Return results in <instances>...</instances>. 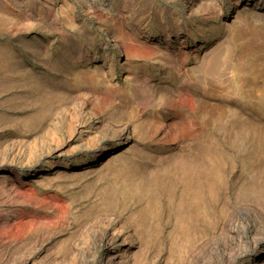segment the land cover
Instances as JSON below:
<instances>
[{
	"label": "rangeland",
	"instance_id": "obj_1",
	"mask_svg": "<svg viewBox=\"0 0 264 264\" xmlns=\"http://www.w3.org/2000/svg\"><path fill=\"white\" fill-rule=\"evenodd\" d=\"M0 264H264V0H0Z\"/></svg>",
	"mask_w": 264,
	"mask_h": 264
},
{
	"label": "bare ground",
	"instance_id": "obj_2",
	"mask_svg": "<svg viewBox=\"0 0 264 264\" xmlns=\"http://www.w3.org/2000/svg\"><path fill=\"white\" fill-rule=\"evenodd\" d=\"M102 152H100L99 153V155H97V157H100V154H101ZM105 153H102V155H104ZM244 214V213H243ZM246 216V215H245ZM119 263V262H118Z\"/></svg>",
	"mask_w": 264,
	"mask_h": 264
}]
</instances>
